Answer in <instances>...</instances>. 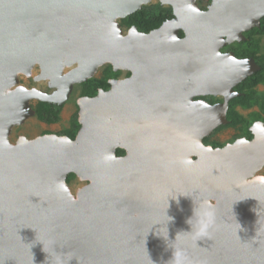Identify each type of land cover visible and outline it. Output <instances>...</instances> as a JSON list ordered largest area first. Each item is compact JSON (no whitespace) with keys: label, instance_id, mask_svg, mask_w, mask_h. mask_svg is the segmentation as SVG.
Returning <instances> with one entry per match:
<instances>
[{"label":"water","instance_id":"1","mask_svg":"<svg viewBox=\"0 0 264 264\" xmlns=\"http://www.w3.org/2000/svg\"><path fill=\"white\" fill-rule=\"evenodd\" d=\"M149 1L0 0V264H171L176 248L192 264H264V178H252L264 165V128L204 149L225 110L182 115L191 96L231 93L225 80L243 69L212 46L258 27L264 0H217L206 12L194 0H159L185 39L168 27L174 19L121 36L116 20ZM62 58L77 79L104 61L133 75L85 98L75 142L44 137L11 149L7 128L30 98L4 93L11 76L37 61L58 83ZM120 128L123 157L113 149ZM69 174L94 180L75 203L64 192ZM214 199V226L196 237L195 212Z\"/></svg>","mask_w":264,"mask_h":264},{"label":"rangeland","instance_id":"2","mask_svg":"<svg viewBox=\"0 0 264 264\" xmlns=\"http://www.w3.org/2000/svg\"><path fill=\"white\" fill-rule=\"evenodd\" d=\"M217 0H194L195 8L198 12H206L208 11ZM208 2V3H207ZM142 7L149 8L152 12L158 9H166L170 8L169 6L162 5L159 0H150L147 4L142 5ZM140 8V9H141ZM203 8V9H201ZM139 9V10H140ZM171 9V8H170ZM172 11V10H171ZM262 19V18H261ZM260 19V20H261ZM259 20V22H260ZM119 19L116 20V23L119 25ZM120 27V26H119ZM174 31V37L178 40L185 39L186 35L182 39L177 37V33L183 30V27L175 18L169 26ZM257 28V24L247 30L241 32L240 35L234 36H225L220 38L217 42H215L212 46L213 55L219 58L221 61L225 62L232 58L230 54H227L226 50H223L227 45H231L232 43H237L244 41L246 39L245 34L252 29ZM121 32V36H126L128 30L124 28H119ZM253 42L256 44V52L253 58L248 59H237L235 58L237 65H239L243 71L238 75L231 77L225 80V85L231 91L228 97H224L223 95H205L209 97H215L218 99H222L223 105L222 110L226 109V101L236 94L233 92V87L237 85L244 77L254 72L260 65H264V35L252 34ZM60 67H59V82H53L52 78L45 77L42 78L40 65L37 61H34L29 72H15L10 78V85L4 90L5 94L10 92H14L16 90L26 91L30 94V98L27 102L28 108L21 109L22 120L13 121L7 128V133L4 138L5 144L11 149H16L22 142H33L37 139L44 137H57L61 140L68 139V137L60 135L65 131H72L74 139L70 140L75 142L78 134L81 129V119H80V111L81 106L84 103L85 97H81L80 86L87 79L99 77L103 67L106 65H111L115 70L121 71V78L117 81H124L130 79L133 75L132 71L124 68V67H114L113 64L109 62H99L92 70L89 75L84 76L81 79H77L75 77L76 65H68L67 62L62 58L60 59ZM111 88L108 90V92ZM259 93L264 92V88L259 86L257 88ZM98 94V93H97ZM96 94V96H97ZM95 96V97H96ZM204 95H194L191 96L189 101L185 103L182 115L187 116L192 112L198 111L200 109H209L206 105L200 103L199 97H203ZM94 98V97H93ZM48 101L55 106H60V116L59 121L54 124H45L40 122L33 111L30 110L29 107H32L38 101ZM32 109V108H31ZM239 114L244 117L246 116L248 111H240ZM77 123L79 128L76 131H73V124ZM263 129L261 124H254L250 128V132L252 133V138L254 139V132L259 134L258 130ZM244 134H241L239 130L229 127L225 121L217 122L209 134L202 140V147L204 149H222L227 146H231L238 140L250 141L242 138ZM121 137V128L119 129V134L117 133L115 136V143L113 149H123L120 144V140L118 143L117 138ZM244 137V136H243ZM252 139V140H253ZM204 140H209V143H204ZM208 142V141H207ZM125 155L127 154L126 150L124 151ZM198 156L192 157V162L197 161ZM261 177L264 178V165L256 171L252 178ZM94 180L87 177H81L76 175L75 178L69 183H66L64 192L66 198L70 203H75L78 200L79 193L85 188L93 185ZM211 206H216L218 204L217 200H209ZM138 214L135 212L134 217Z\"/></svg>","mask_w":264,"mask_h":264},{"label":"trees","instance_id":"3","mask_svg":"<svg viewBox=\"0 0 264 264\" xmlns=\"http://www.w3.org/2000/svg\"><path fill=\"white\" fill-rule=\"evenodd\" d=\"M173 19L174 15L170 8L158 9L152 12L149 8L142 7L135 13L121 19L119 26L126 30L134 28L138 33L149 34L160 28L165 22ZM252 34L264 35V17L260 20L257 28L245 34L246 39L244 41L227 45L223 50L228 51L237 59L253 58L256 52V44L251 40ZM183 37V32L179 31L178 38L182 39ZM120 75L121 71H114L110 65H106L103 67L99 77L88 79L81 84V97L93 98L99 91H108L110 89V81L118 80ZM259 85L264 86V65H260L256 71L234 87L237 95L229 101L225 115L228 126L239 129L248 138L251 136L249 129L253 123L260 122L264 125V92L259 93L255 89ZM236 106H241L246 109L257 106L259 112H254L248 117H244L236 112ZM31 108L36 118L42 123L54 124L59 121L60 106L58 107L48 102L38 101ZM73 126V131L79 128L77 123H74ZM60 135L66 136L70 140L74 139L72 131H65ZM204 143H207V141L204 140ZM115 155L117 157H123L125 152L122 149H116ZM74 178V174H69L65 182L69 184Z\"/></svg>","mask_w":264,"mask_h":264},{"label":"clouds","instance_id":"4","mask_svg":"<svg viewBox=\"0 0 264 264\" xmlns=\"http://www.w3.org/2000/svg\"><path fill=\"white\" fill-rule=\"evenodd\" d=\"M196 223L194 225V233L196 237H205L210 234V230L215 223L214 209L207 202H203L195 212ZM191 224L192 221L190 220ZM55 264H64L62 257L57 256ZM171 264H192L185 250L176 248L173 252Z\"/></svg>","mask_w":264,"mask_h":264},{"label":"flooded vegetation","instance_id":"5","mask_svg":"<svg viewBox=\"0 0 264 264\" xmlns=\"http://www.w3.org/2000/svg\"><path fill=\"white\" fill-rule=\"evenodd\" d=\"M227 54H231V53H229L228 51H227ZM232 55V54H231ZM121 76L122 75H120L119 76V79L121 78ZM236 86V85H235ZM234 86V87H235ZM259 86H262V85H259ZM259 86H257L255 89L257 90V88L259 87ZM234 87H233V92L237 95V93L234 91ZM263 88H264V86H262ZM235 95V96H236ZM235 96H233L232 98H234ZM232 98H230L229 100H227L226 101V109H225V115H226V112H227V109H228V104H229V101L232 99ZM200 103H202V104H204V105H206L207 107H209V108H212V109H214L215 107H222L221 105H223L224 103H223V101H222V99H218V98H215V97H209V96H203V97H199V100H198ZM235 110H236V112L238 113L239 111L238 110H240V111H248V113H247V115L246 116H249L250 114H252V113H254V112H259V108L257 107V106H254V107H251V108H248V109H246V108H242L241 106H236V108H235ZM239 114V113H238ZM241 115V114H240ZM227 123V122H226ZM254 124H261L262 126H263V128H264V125L262 124V123H260V122H255V123H253L252 125H251V127L254 125ZM250 127V128H251ZM234 129H237V128H234ZM237 130H239V129H237ZM249 131H250V129H249ZM239 132H241L240 130H239ZM241 134H243L242 132H241ZM250 134H251V136H250V138H248V136H245V135H243L242 136V138H244V139H246V140H250V141H252V133L250 132ZM208 142L207 143H209V145H210V143H212V142H210L209 140H207Z\"/></svg>","mask_w":264,"mask_h":264},{"label":"bare ground","instance_id":"6","mask_svg":"<svg viewBox=\"0 0 264 264\" xmlns=\"http://www.w3.org/2000/svg\"><path fill=\"white\" fill-rule=\"evenodd\" d=\"M112 62H113V61H112ZM12 93L14 94V93H16V92H12ZM213 110H214V109H211V112H212ZM214 111H215V110H214ZM256 134H257V133H256ZM136 219H137V221H138V219H139V218H138V215L135 217V220H136Z\"/></svg>","mask_w":264,"mask_h":264}]
</instances>
